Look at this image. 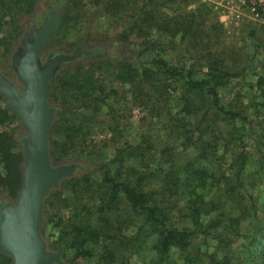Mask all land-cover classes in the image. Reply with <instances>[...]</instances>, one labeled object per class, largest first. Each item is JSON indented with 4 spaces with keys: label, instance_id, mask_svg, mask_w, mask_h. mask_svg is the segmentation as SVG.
<instances>
[{
    "label": "rangeland",
    "instance_id": "1",
    "mask_svg": "<svg viewBox=\"0 0 264 264\" xmlns=\"http://www.w3.org/2000/svg\"><path fill=\"white\" fill-rule=\"evenodd\" d=\"M11 1L0 0V72L23 91L24 85L14 70L12 56L22 40L28 39V34L35 35L36 29L50 17L52 7L62 2L65 5L67 0H32L33 6L21 15L19 22L16 20L19 7H16L17 14H8L6 9L5 5ZM107 2L80 0L82 10L78 30L68 18V27L52 41L61 24L42 55L44 62L52 53L72 54L80 47L86 51L74 62L63 66L79 62L59 76L54 84L56 96L51 99L50 95V104L57 109L55 116L61 109L62 118L52 138L65 139L70 127L79 137V143H74L66 154L68 158L60 162L52 159L54 165L77 163L74 175L63 179L59 188L51 191L47 202L44 201L41 234L49 250L59 252L61 258L64 256L62 263L55 264H150L154 260L151 237L141 231L142 220L132 214L124 199L117 208H107L102 213L101 206L108 200V188L101 183L102 163H110L116 171L121 160H125L121 165L122 172H127L129 166L151 171L153 175L149 178L148 190L149 187H161L165 176L177 169L182 170L189 163H202L220 175L231 176L235 172V147L221 145L213 134H204L201 140L202 132L196 129L199 115L195 117L185 107L189 98L199 107L201 104L210 105L207 96L184 93L182 84H174V88L158 84L143 90L116 79V68L109 58L126 56L131 50H142L149 41H158L161 49L145 50L142 59L134 62L136 66L144 65V60L160 50L172 63L194 67L200 78L205 77L203 73L208 65L229 73L238 72L236 76L232 74L225 78L220 93L227 108L244 111L254 121L248 126L246 135L248 164L240 176L247 200L256 204V224L264 227V145L261 141L264 132V23L253 18L242 0H132L131 8H140L142 4L147 6V20L130 34L127 41L121 42L119 34L136 17L132 12L117 14L107 7ZM64 5L58 9L62 23ZM191 13L195 15V24L188 29L183 23ZM150 23L157 25L151 27ZM13 28L16 32L11 34ZM253 29L255 38L250 36ZM98 47L104 50V56L90 58ZM79 68L83 79L77 82ZM166 90H170L169 93ZM227 128H220V135H226ZM1 132H10L15 140V152L20 150L19 143L28 134L17 116L0 124ZM119 151L122 158H116ZM7 175L8 170L0 162V203H14L19 196L16 197L6 184ZM184 195L180 191L176 198L168 197L167 211L172 215L173 225L193 227L190 218L184 215L185 208L178 207L185 203ZM173 202L178 204L174 206ZM216 213L205 214L203 220L207 221ZM103 217L110 219L113 229L108 235L123 242H111L100 232L88 240L89 252L76 253L74 227L80 225L99 230ZM249 229L247 224L242 233L251 236ZM84 236L82 234L81 238ZM245 239L238 238L233 246L231 252L236 258L246 243ZM194 243L195 252L201 255L221 251L216 248L213 235L200 236ZM104 246L116 255L115 261L110 258L107 263L101 260ZM1 253L0 264H14ZM171 255L168 264H185L179 251H172Z\"/></svg>",
    "mask_w": 264,
    "mask_h": 264
},
{
    "label": "trees",
    "instance_id": "2",
    "mask_svg": "<svg viewBox=\"0 0 264 264\" xmlns=\"http://www.w3.org/2000/svg\"><path fill=\"white\" fill-rule=\"evenodd\" d=\"M31 1L12 0L5 6L8 14L12 12L17 14L16 7H19V14L16 16V20L19 22L22 18L21 15H25L29 8L33 6ZM131 2L132 0H108L106 3L107 7L113 9L117 14L132 12V16L136 17V20L125 27L119 34L121 42L127 41L130 34L137 28L139 29L142 22L147 20V6L142 4L140 8H136L137 6L131 8ZM79 4L80 0H67L63 7L62 26L52 41L68 27L70 24L67 21L68 18L72 19L71 23H74L76 26L74 28L78 30L81 17L80 11L82 10ZM194 16L191 13L188 20L183 23L186 28L194 27ZM13 24L15 25L16 21L13 20ZM148 25L153 27L157 23ZM70 27L72 26L70 25ZM15 32L16 30L13 28L11 34ZM250 36L255 38L254 29L250 31ZM157 48L161 49V44L158 41H149L142 50H131L126 56L109 58L116 68V79L135 85L143 90L149 87L152 89L158 84L169 85V87L172 86L173 88L175 87L174 84H182L184 93L207 96L210 105L206 106L200 102L201 106L199 107L192 101V98H189L186 100L185 107L195 117L199 115L196 129L202 132L201 140L204 134H210L211 136L213 134L214 139L221 145L235 147L237 150L234 157L235 172L231 176L220 175L214 170H210L207 165H201L202 163H189L182 170L177 169L165 176L164 184L161 187H156L157 189L149 187L148 190L146 187L149 186V178L153 175L151 171L129 166L127 172H122L121 165L125 163V160H121L122 162L119 163L116 171L113 170L110 163H102L100 165L102 170L101 183L108 188V200L101 206V211L104 213L107 208L110 210L117 208L121 199H124L129 205L132 214L142 220L144 225L140 227L141 231L149 233L148 236L151 237L154 260L150 264H168L171 260L172 251H179L185 264H243L244 262L247 264H264V227L256 224L257 207L253 200H247L243 192L244 184L240 176L248 164L249 154L246 135L248 126L252 125L254 121L244 111L227 108L220 93V87L225 78L232 74L236 76L238 72L229 73L215 65H208L203 73L205 77L200 78L198 77V70L194 67L172 63L159 49L155 55L144 60V65L139 67L134 64L136 60L142 59L145 50ZM93 52L90 54V58L104 56V50L102 51L100 47L95 48ZM77 63H69L58 72L51 83V99L56 96V86L54 84L59 76L66 72L70 66H75ZM78 71L79 73L76 77L77 82H80L83 79V72L80 68ZM169 91L166 90L167 93ZM113 92L116 91L113 90ZM5 104L4 97L0 95V124H5L16 117L15 113L8 109ZM60 111L61 109L55 116L49 134L50 154L54 162H60L68 158L66 154L73 144L79 143V137L76 136L77 132L72 127L69 128L70 133L65 139L52 138L56 127L62 121ZM200 111H203V113H200ZM224 121L227 122L224 123ZM226 126H228L226 135H220L219 129L226 128ZM261 141L264 145V132L261 135ZM20 143V150L15 152V140L10 135V132L0 133V162H3L8 170L6 184L16 197L23 184V164L25 160L24 151ZM118 157H123L122 152L120 153L119 151L116 158ZM124 173H126V178H123ZM167 191L170 192L168 195ZM180 191L185 194V203L178 205V207L185 208L184 215L190 218L193 227H177L173 225L172 215H169V211H167L166 206H168V203H166V199L168 197L173 198V196L176 198V196L180 195ZM49 197L48 195L45 202H47ZM177 204L178 202H173L172 205L176 206ZM212 212L217 213L207 221H204L203 216ZM254 218L256 219L254 220ZM101 220L103 223L99 229L100 231L98 228L90 229L76 224L77 226L74 227L75 231H72L76 232L77 235V239H74L75 247L72 244L76 253L89 252L87 247L88 240H91L90 237L98 236L100 232L102 235H107L111 242H123L119 238L113 239L108 235L113 232L110 226V219L103 217ZM247 224L250 227L249 232L252 231L251 236L242 233ZM82 234L86 236L81 238ZM204 235H213L217 242L216 248H220L221 251L217 250L205 255L195 252L194 241ZM240 237H246V243L241 247L236 258L231 251L236 240ZM102 255L103 258L101 260L106 263L107 258L112 261L116 260V255L108 247L104 246ZM1 256L9 262L13 260L10 256L4 254ZM62 258L64 260L63 255Z\"/></svg>",
    "mask_w": 264,
    "mask_h": 264
},
{
    "label": "water",
    "instance_id": "3",
    "mask_svg": "<svg viewBox=\"0 0 264 264\" xmlns=\"http://www.w3.org/2000/svg\"><path fill=\"white\" fill-rule=\"evenodd\" d=\"M63 5H54L36 34H28L12 56L23 91L0 72V94L28 133L21 139L25 160L18 199L0 203V251L14 264L62 263L61 254L49 250L41 234L44 201L63 179L74 175L78 164L54 165L50 155L49 133L57 110L50 104L51 81L67 62L86 52L80 47L72 54L52 53L43 62V52L62 24L61 12L54 10Z\"/></svg>",
    "mask_w": 264,
    "mask_h": 264
},
{
    "label": "built area",
    "instance_id": "4",
    "mask_svg": "<svg viewBox=\"0 0 264 264\" xmlns=\"http://www.w3.org/2000/svg\"><path fill=\"white\" fill-rule=\"evenodd\" d=\"M253 15V18L264 23V0H242Z\"/></svg>",
    "mask_w": 264,
    "mask_h": 264
},
{
    "label": "flooded vegetation",
    "instance_id": "5",
    "mask_svg": "<svg viewBox=\"0 0 264 264\" xmlns=\"http://www.w3.org/2000/svg\"><path fill=\"white\" fill-rule=\"evenodd\" d=\"M55 10H56L57 12H59V11H58V8H57V9H55ZM56 15H57V14H56Z\"/></svg>",
    "mask_w": 264,
    "mask_h": 264
}]
</instances>
